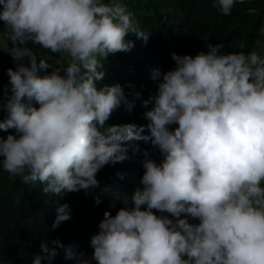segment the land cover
Here are the masks:
<instances>
[{
  "label": "clouds",
  "instance_id": "clouds-1",
  "mask_svg": "<svg viewBox=\"0 0 264 264\" xmlns=\"http://www.w3.org/2000/svg\"><path fill=\"white\" fill-rule=\"evenodd\" d=\"M244 3L211 6L229 16ZM0 21L15 64L0 90V131L13 130L0 137L5 172L39 182L45 195L99 188V205L112 188L97 173L126 160L129 142H150L162 157L142 162L130 205L125 198L115 215L103 213L90 258L74 244L42 240L32 264H51L57 249L76 264H264V27L248 53H225L223 43L172 53L173 69L152 70L155 93L141 100L147 123L137 126L107 122L122 104L131 112L139 91L129 101L118 83L97 87L107 57L133 48L129 34L149 38L122 0H0ZM71 211L56 207L51 229Z\"/></svg>",
  "mask_w": 264,
  "mask_h": 264
},
{
  "label": "trees",
  "instance_id": "trees-1",
  "mask_svg": "<svg viewBox=\"0 0 264 264\" xmlns=\"http://www.w3.org/2000/svg\"><path fill=\"white\" fill-rule=\"evenodd\" d=\"M125 4L141 30L149 33V38L145 43L129 34L126 40L133 42V48L127 53L117 52L107 57L105 78L97 82V87L118 83L129 101L134 99L132 93L135 91L141 93V99H135L131 112L122 104L113 112L107 122L109 124L146 125L143 114L147 109L141 100L155 93L156 82L151 79L153 69L158 68L163 73L175 67L172 53L195 56L198 52H206L208 44L217 43L225 45V53H248L256 50L253 41L257 31L264 27V0H245L244 4H236L229 16L213 8L212 0H128ZM2 27L3 22L0 21ZM165 37L168 46L163 52ZM242 43L245 45L243 49L239 47ZM29 46L40 57L53 55L38 45ZM261 55L264 56V48ZM8 68L15 69V64L7 53H2L0 90L8 84ZM5 115L0 110V120ZM12 131H0V137ZM144 134H147L146 129ZM136 146L139 150L134 152L133 147ZM127 156L123 162L106 165L97 173L100 184L112 188L110 194L101 197L99 205H95L93 200L100 193L99 188L91 189L87 195L83 190L66 192L61 196L45 195L41 191L44 185L39 182L24 184L20 177H12L0 167V264H32L33 256L40 254L42 240L50 248L55 247L52 240H59L66 246L74 244L78 252L85 254L84 258H90L93 251L90 238L99 231L103 213L109 211L115 215L124 205L125 198L130 205L133 192L140 187L144 171L142 162L152 158L159 163L162 159L158 150L144 141L129 142ZM64 203L72 209L71 219L52 230L55 209ZM190 222L198 223L191 219ZM57 253L51 264H76L75 260L64 259L61 249H57ZM42 264L48 262L42 261ZM91 264L96 262L92 260Z\"/></svg>",
  "mask_w": 264,
  "mask_h": 264
},
{
  "label": "rangeland",
  "instance_id": "rangeland-1",
  "mask_svg": "<svg viewBox=\"0 0 264 264\" xmlns=\"http://www.w3.org/2000/svg\"><path fill=\"white\" fill-rule=\"evenodd\" d=\"M127 1H128V0H122L123 3H126ZM167 46H168V44H167V38L165 37V38H164V49H163V52L166 51ZM6 51H7V49L5 48V46L3 45V43H0V54H2V53H6ZM258 51H259L260 54H262V52H263V48L258 49ZM39 57H40V56H39ZM41 58H47V57H41Z\"/></svg>",
  "mask_w": 264,
  "mask_h": 264
}]
</instances>
